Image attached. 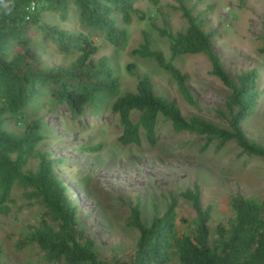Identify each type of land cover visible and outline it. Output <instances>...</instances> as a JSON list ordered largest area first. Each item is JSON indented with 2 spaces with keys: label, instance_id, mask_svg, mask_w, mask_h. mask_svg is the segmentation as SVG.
Masks as SVG:
<instances>
[{
  "label": "trees",
  "instance_id": "16d2710c",
  "mask_svg": "<svg viewBox=\"0 0 264 264\" xmlns=\"http://www.w3.org/2000/svg\"><path fill=\"white\" fill-rule=\"evenodd\" d=\"M134 1L5 0L8 8L0 5V214L8 210L12 188L19 186L23 197L39 204L40 215L36 224L28 225L17 244L36 245L45 260L56 264H165L172 256L180 264H264V195L248 196L235 189L228 199L232 213L215 223L211 237L210 208L202 205L196 182L178 192L193 210L190 222L177 215L176 196L170 191L163 210L154 211L147 223L141 220L135 200L126 221L137 233L131 248L123 254L99 250L80 225L77 207L53 169L58 159L38 147L51 129L42 113L27 112L26 106L45 95L46 103L53 108L65 104L71 113L98 115L106 109L116 114L119 132L115 139L122 145H139L141 139L153 145L161 116L174 131L196 135L200 150L209 144L219 149L231 141L240 152L264 159V145L248 137L241 124L257 105L259 72L254 67L232 74L226 70L212 48L211 32L202 28L201 18L181 0H175L171 7L179 11L185 25L171 29L161 18V25L154 27L166 40L167 55L149 45L144 31L129 51L152 60L190 106L195 101L187 73L173 60L184 54L205 55L208 72L227 89L225 109H215L224 124L193 113L182 114L176 98L155 92L147 75H135L133 90L119 91L118 75L105 54L94 58L97 47L88 33L98 30L111 44L122 43L126 38L122 24L129 23L133 16L144 17ZM71 10L84 32L43 21L47 14L64 20ZM36 28L58 51L72 50L76 55L64 65H42L31 44L30 33ZM261 37L259 51L264 52V34ZM132 67L131 62L126 64L133 73ZM5 120L13 121L20 129L3 127ZM101 146L97 142L83 148L98 150ZM30 158L35 159L33 167H25Z\"/></svg>",
  "mask_w": 264,
  "mask_h": 264
},
{
  "label": "rangeland",
  "instance_id": "374dc122",
  "mask_svg": "<svg viewBox=\"0 0 264 264\" xmlns=\"http://www.w3.org/2000/svg\"><path fill=\"white\" fill-rule=\"evenodd\" d=\"M191 13L201 18L202 28L211 32V45L223 66L231 74L254 67L259 72L261 88L257 105L241 120L248 137L264 145V52L259 51L264 34V0H181ZM175 0H135L144 17L133 16L122 24L125 40L113 45L98 30L88 34L96 44L94 58L105 54L120 80L119 91L133 90L135 75H147L155 92L175 97L182 114H197L207 120L224 124L215 109L224 110L227 89L208 72V61L201 53L184 54L173 63L187 73V84L195 105L186 104L176 92L173 82L147 58L130 53V48L146 33L149 45L160 48L167 55L166 40L159 36L155 26L161 18L171 29L185 25L179 11L171 7ZM43 21L60 28L81 30L75 13L71 10L64 20L53 14ZM84 32V30L82 29ZM31 44L44 66L64 65L76 52H60L43 32L36 28L31 33ZM131 62L133 73L126 64ZM41 96L26 106L27 112L37 110L43 114L51 132L38 147L58 159L54 171L63 180L71 200L77 207V218L85 232L94 239L99 250L123 254L135 240V228L126 224L129 206L138 200L141 220L147 223L155 211L160 213L168 191L176 196L177 215L191 221L193 210L178 192L196 182L202 205L210 208L209 228L213 236L215 223L225 220L232 211L229 195L239 189L244 195H264V159L239 151L228 141L214 149L209 144L200 150V140L186 131H174L169 122L158 117L153 145L141 139L139 145L119 144L117 115L103 110L98 115L69 112L65 104L46 103ZM53 108V109H51ZM131 116L135 118V113ZM3 127L19 130L13 121L5 120ZM101 142L98 150H85ZM30 158L25 167H33ZM8 210L0 214V260L3 264H56L43 258L34 244L18 246L17 242L34 225L40 215L39 204L21 195L20 187L11 190ZM153 205L155 208H153ZM186 222V221H185ZM182 227L184 223L181 224ZM165 264H180L172 256Z\"/></svg>",
  "mask_w": 264,
  "mask_h": 264
},
{
  "label": "clouds",
  "instance_id": "9594fccd",
  "mask_svg": "<svg viewBox=\"0 0 264 264\" xmlns=\"http://www.w3.org/2000/svg\"><path fill=\"white\" fill-rule=\"evenodd\" d=\"M0 5H3L5 8H8V4L5 2V0H0Z\"/></svg>",
  "mask_w": 264,
  "mask_h": 264
}]
</instances>
